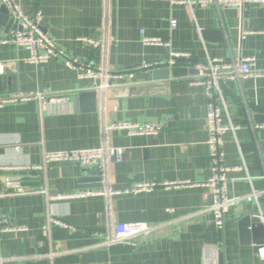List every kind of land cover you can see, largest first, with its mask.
<instances>
[{"label":"crops","instance_id":"0c3cea01","mask_svg":"<svg viewBox=\"0 0 264 264\" xmlns=\"http://www.w3.org/2000/svg\"><path fill=\"white\" fill-rule=\"evenodd\" d=\"M18 2L29 18L40 13L41 31L66 57L93 67L104 63L109 72L123 75L113 88L141 90L121 97H114L110 87L97 93L91 81L79 79L62 58L30 64L24 48L0 42V62L8 64L0 76V96L68 97L66 103L54 106L30 100L0 108V221L9 228L0 232V264H264L251 236L244 237L238 227L252 204L264 216V81L230 80L225 86L228 117L239 127L235 139L230 133L223 137L224 164L230 169L227 195L237 198L252 189L261 194L256 201L232 206L223 229L217 230L210 215L199 214L213 203L211 190L202 186L210 176L204 88L191 84L195 76L149 82L142 68L168 62L171 50L187 54L183 64L194 67L208 60L233 65L242 58H254L253 69L264 71V36L260 34L264 4H251L242 12L168 0ZM6 18L0 40L14 27ZM171 21L175 28L170 27ZM106 35L104 47L93 48L86 42L102 44ZM143 37L159 38L169 47L144 45ZM85 91L96 93L93 110L88 109L91 103L77 105V94ZM113 122L162 126L157 136L108 132V145L123 150L122 162L110 164L113 189L144 182L188 181L198 186H160L151 192L111 196L113 222L162 227L134 244L104 247L109 220L104 197L47 200L41 193L52 196L99 189L93 182L81 187L78 180L85 176V167L62 161L32 168L41 164L43 152L98 148L102 124ZM47 216L64 226L51 223L48 236H43Z\"/></svg>","mask_w":264,"mask_h":264},{"label":"built area","instance_id":"2783aa9c","mask_svg":"<svg viewBox=\"0 0 264 264\" xmlns=\"http://www.w3.org/2000/svg\"><path fill=\"white\" fill-rule=\"evenodd\" d=\"M171 4H187L189 7L194 5L199 7L214 6L217 8H235L242 12L251 4H264V0H168ZM11 15L14 27L7 37L1 39L2 43H12L16 47L24 48L28 52L26 62L34 65L46 63L49 59L58 57L64 60L67 68L77 71L79 79L91 81V87L97 93L104 92L110 80H114L112 86H117V80L123 78L121 73H111L108 71L106 64L100 67H93L91 64L84 63L75 58L66 57L63 52L58 50L54 43L41 31L40 20L41 15L37 13L33 18L27 17L18 2V0H0ZM107 16H105V30ZM174 21L170 22V27L175 28ZM247 34V33H245ZM264 36V32H260ZM108 36L101 44L93 40L86 42L93 48L104 47ZM144 45H157L168 48L169 45L159 38L143 37ZM189 56L184 53H175L169 51V59L181 61L188 60ZM254 58H242L238 63L233 65H224L220 60H208L205 65L196 66L198 74L190 81L192 85L202 86L207 99L206 112V129L208 140L206 142L209 149L210 157V176L208 180L202 184L209 188L212 192L213 203L210 207L202 210L199 214L210 215L212 222L217 230L223 229L224 217L229 209L241 201H256L261 194L258 191L251 190L248 194L230 198L227 195L226 174L230 169L224 164L223 137L230 133L234 139L238 126L233 125L228 117L227 107L225 104V86L230 80H263L264 71L253 69ZM155 64V63H154ZM170 64H174L170 60ZM152 64H144L142 68H147ZM8 68V64L0 62V76H3ZM126 76L131 77V73ZM36 100L41 106H54L66 103L68 97L66 95L43 97L39 94H8L0 96V108L5 105L15 104L18 102H27ZM101 113L104 111L100 108ZM264 128V126H261ZM162 126L156 123H131V122H113L109 125L102 124L100 131L101 144L98 148L87 150H76L70 152H43L41 156V164L32 169H42L51 162L70 161L79 164L81 167H93L101 178V188L77 191L66 195H48L42 191L48 200L59 199H81L88 197H104L107 201V216L109 218L106 231V239L101 246L109 247L116 244H134V241L140 237H146L162 226L147 223H118L112 221V213L109 205L111 196L119 194H137L141 192H151L157 187L164 188H180L198 186L191 182H173L166 184H157L155 182H144L136 184L131 188L115 190L110 186V164L112 162L120 163L123 160V150L121 148L110 147L107 143V134L111 131H122L127 136H157ZM249 179V178H248ZM250 182V179H249ZM59 224L64 226L59 220L47 216L45 226L42 228L43 236H48L50 224ZM9 231L5 221H0V232ZM258 256L264 260V246L257 250Z\"/></svg>","mask_w":264,"mask_h":264},{"label":"water","instance_id":"95a60500","mask_svg":"<svg viewBox=\"0 0 264 264\" xmlns=\"http://www.w3.org/2000/svg\"><path fill=\"white\" fill-rule=\"evenodd\" d=\"M0 26L4 24L5 14L8 16L6 19L8 21V25L13 23V19L9 14L8 10L0 4ZM170 60L174 62V64H170ZM147 72V80L149 82H168L169 79H179L186 78L189 76H196L198 71L196 67L183 64V61L176 59H169L168 62H158L152 64L151 66L145 68ZM122 75V73H121ZM114 80H110L108 82V86L112 90V94L114 97H121L126 95H134L139 93L138 91L141 88L137 87H119L113 88ZM1 83V77H0ZM96 93L94 91L91 92H80L76 96L77 105H84L87 103L92 104V108H88L93 110V102L95 101ZM85 109V108H84ZM83 173L84 177H81L78 181L82 184L81 187L87 188L90 187V183L93 182V187L100 188L101 187V178L99 173L94 170L90 171V168L87 167L84 169ZM90 173V176H86V174ZM238 227L240 233L245 237L251 236V242L254 245V249L257 251L258 248L264 246V216L260 214L259 207L257 204H252L250 209L246 211L241 218L238 220ZM219 264H223V262L219 261Z\"/></svg>","mask_w":264,"mask_h":264}]
</instances>
